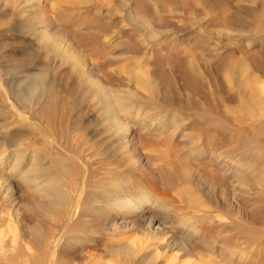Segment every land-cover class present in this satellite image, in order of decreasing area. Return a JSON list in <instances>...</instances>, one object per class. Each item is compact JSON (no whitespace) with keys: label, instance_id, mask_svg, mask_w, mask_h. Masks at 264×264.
Here are the masks:
<instances>
[{"label":"rangeland","instance_id":"rangeland-1","mask_svg":"<svg viewBox=\"0 0 264 264\" xmlns=\"http://www.w3.org/2000/svg\"><path fill=\"white\" fill-rule=\"evenodd\" d=\"M144 7L148 17L135 22ZM66 45L76 63L64 56ZM127 71L149 77L152 91ZM225 76L252 81L253 108L239 103ZM99 86L125 107L113 111ZM114 119L135 142L115 137ZM220 119L223 191L199 173L157 192L202 229L190 262L264 264V0H0V264H32L30 255L60 250L72 257L64 264H170L179 247H148L156 244L142 233L111 237L94 210L108 212L105 183L147 184L149 171L129 165L131 157H149L162 173L173 163L178 174V149L200 125L208 155L187 158L208 163L213 175ZM176 126L172 140L160 132ZM48 179L63 183L50 200L33 192ZM123 248L132 253L122 257Z\"/></svg>","mask_w":264,"mask_h":264},{"label":"bare ground","instance_id":"bare-ground-1","mask_svg":"<svg viewBox=\"0 0 264 264\" xmlns=\"http://www.w3.org/2000/svg\"><path fill=\"white\" fill-rule=\"evenodd\" d=\"M200 1H202V0H200ZM204 1L207 2V0H203V3H204ZM142 12L143 13L140 14V16L134 15L135 20L134 19H132V20L137 22V20H140L139 18L148 17L146 7L143 8ZM136 18H138V19H136ZM141 23H142V21H141ZM44 37H45V35H44ZM58 49H60V48H58ZM63 54L66 58L72 60L74 63L77 62V60H76L77 54L73 53V51H71V49L69 48L68 45H66L63 48ZM126 74H127L128 79L130 81H132L135 84V86H137L138 88L148 90L149 92L152 91L154 82L152 80H150L149 77H144L138 73L131 72V71H127ZM225 80L227 82L229 89L235 91V93L237 95V99L242 106H244L245 108H248V107L253 108L255 106V104H256L255 95H254L255 88L252 84V81H250L248 79L244 80L243 78L242 79L241 78H233V77H229V76H227V77L225 76ZM99 87L101 88L100 91H102V93L104 94L105 98L108 101L107 105L109 104L110 108L113 111L124 106V100L123 99L112 101V98L110 95L111 91L109 90V88H104L103 86H99ZM223 119H224V117H223ZM224 122H225V120L220 119V123H218L217 127L214 129V135H215L214 143H213L214 150L211 151V155H209V158H210L209 161L213 162L218 169L214 173L212 172L213 175H210L211 172L208 171V165H207L208 163H200L198 161V159H197V161H194V159L190 160V158L189 159L187 158L189 156H191V157L193 156V158H195V160H196V158H199V157L204 158V156L206 157L208 155L207 151H206L207 148H205V143L202 144L201 138H202V135L204 137L209 136V132L205 131L206 129H204L202 127V125H200L198 128V132H197L198 134L191 135L190 137L188 136V140L185 141L183 146H181L178 149V151L180 153L178 155L179 156L178 157V166H177L178 167V169H177L178 174L173 172V169L170 168L171 166H173V163H169L168 168L166 169V173H162L163 171H157L156 168H154L155 166L149 160V157H146V156L144 157L143 154H138L137 158H132V157L129 158L127 160L129 165L137 166L135 168L139 167L140 169H142V171H146V170L149 171L147 173L148 174L147 175L148 176V182H147V184H144L142 186L137 185L134 187L129 185V184H123V183H114V182L105 183L106 184L105 186L109 190V193H105V194L102 193V195L104 194L103 196L105 197L106 204H108L107 206L109 208H108L107 213L102 211L101 208H99V209L96 208L94 210V215L97 217L98 226L101 229H103L104 231H106L107 234H109L111 237L113 235H127V236L130 235L131 236V235L136 234V233H142L145 236L149 237V241L146 240L147 245L149 243L156 244V246L148 245V247H162L164 251L169 250V248L172 249V247H179L178 250L175 252V254L172 251V253L174 255H173V260H172V262H170V264H193L192 262H190L189 259L193 256L192 255V254H194L193 252H195V254H197L198 251L194 245V242H192L193 241L192 239L195 238V236H197L202 229H200L198 227H193V225H191V223H188L187 219L185 218L186 216L185 217L180 216L181 214H183L181 212V210H183V209L180 210L179 207L172 205V203H170V199L166 195L158 194L157 191L159 188L160 189L162 188L163 191L164 190L169 191V189L172 187L171 186L172 183L174 182L173 180H175L176 177L182 178V180L186 181V182L184 181V183L187 184L191 180L192 176H196V174H199V173H201L204 177L210 176L212 179L211 182L215 183L218 187L220 184L222 185L223 175L221 177V174H224L226 172V168H225L223 162H221L222 155H221V150H219L220 147L222 146V145H220V143H222V141H220L221 139H219L217 137L221 136L224 133V126H223ZM226 122H228V124H229L228 120H226ZM177 126L179 127V124ZM177 126L175 127V129H172L170 131H165L166 129L165 130L160 129V132L165 135L164 136L165 138L172 140L175 137V134L177 131L176 129L178 128ZM111 129H112V132L115 135V137L120 138V140H123L122 142H126L127 139H133V141H134V139L136 138V137H134V132L130 131L129 126H127L125 123H123L120 119H114V121L112 122V125H111ZM139 132L143 134V133H147L148 130L144 128L142 131H139ZM184 135H183V137H184ZM185 137H186V135H185ZM190 147H192V148L194 147V149L189 151ZM183 151L184 152L188 151V152L186 155L183 153L181 154V152H183ZM52 162L53 161H50V163H52ZM38 169L39 168L35 164L29 172L34 173ZM46 169H50V167H47ZM154 169L156 170V172H154ZM143 174H144V172H143ZM143 176H145V175H143ZM28 178H30V177H28ZM31 178H33V176ZM27 180H29V179H27ZM31 180L34 181L33 179H31ZM58 185H63L62 181L60 182L59 180H53V181L49 180L48 182H46L44 184L43 187H39V188H37V190H34L33 192H37V194L39 193L41 195V197L50 200L49 196L52 195V192L50 190H53ZM221 185L219 188L222 190ZM214 187H216V186H214ZM175 191H176V189H175ZM187 192H186V194H188V195L186 196L184 202L190 203L195 198ZM49 200H47L46 202H48ZM230 202L232 203L233 201L230 200ZM31 206H33V205L31 204ZM222 206H223L222 204L220 205L218 203V206H216V207L218 210H220V207H222ZM32 208L34 209V207H32ZM40 208L43 209L44 206H40ZM45 208H47V207H45ZM173 214H174V216H175V214L180 216V217L178 216L179 219L177 218L178 223L174 222L175 224H173V222H171L170 225H168V226L165 225L168 223V220L170 221ZM212 221L214 224L217 225V229H214V231L216 233H218L219 232L218 228H220L221 224L223 223V221L221 220V216L217 215V214L214 215ZM175 228L176 229L180 228L181 230L177 231ZM31 230H33V231H31V233L33 232V234L35 235V234H37L38 227L36 225H34ZM208 231H209V229H208ZM210 234H211V232H210ZM213 236H214L213 242L218 244L219 243L218 235L215 236V234L213 233ZM32 239H33V237H32ZM195 240H197V238H195ZM106 241H107V239H106ZM79 246H80V242L76 241V244L74 243L72 245H68V248L76 250L79 248ZM117 251H119L118 254L122 255V257H127L132 253L128 248H123V249L117 250ZM69 256L71 257V255H68V256L65 255L64 250H60L54 256L50 255V257H46L45 255H40V254L34 255V254H32V255H30L29 258H30L32 264H64L63 263L64 258L67 257V259H68Z\"/></svg>","mask_w":264,"mask_h":264}]
</instances>
